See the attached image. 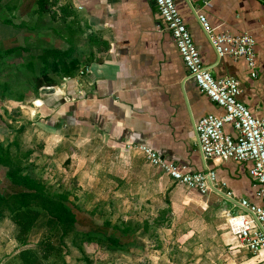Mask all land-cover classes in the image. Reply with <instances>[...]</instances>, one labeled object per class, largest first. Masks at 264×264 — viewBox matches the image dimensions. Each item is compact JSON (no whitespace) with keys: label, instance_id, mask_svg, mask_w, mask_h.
<instances>
[{"label":"crops","instance_id":"0c3cea01","mask_svg":"<svg viewBox=\"0 0 264 264\" xmlns=\"http://www.w3.org/2000/svg\"><path fill=\"white\" fill-rule=\"evenodd\" d=\"M63 1L70 4L63 5L60 11L63 23L68 28L72 26L69 40L91 42L83 56H79L83 61L81 68L72 69L71 73L62 69L61 75H57L66 78V82L55 86L57 95L62 94L60 97L64 101L59 105L52 103V107L46 104L50 109L48 115L56 112L53 118H59L56 123L60 125L52 128L76 130L84 138L97 134L109 146L118 149L127 143L147 145L167 161L185 164L191 172L215 170L218 180L226 182L232 190L231 199L214 192L203 195L191 190L153 166L174 207L180 209L194 203L200 205L199 212L213 209L225 221V226L221 227L227 232L222 231V237L230 235L229 217L246 211L239 200L246 198L254 204H261L250 174L252 163L204 158L195 124L207 114L222 116L225 111L188 78V69L172 35L165 30L154 1ZM7 2L0 0V47L5 50L4 56L12 51L6 48L7 45H16V41L19 42L16 39L24 29L17 27L15 20L12 23L4 20L2 13L6 8L10 10ZM35 2L17 0L12 7L14 10H10L13 13H8L15 15L21 9L20 16L29 20L30 28H26L30 31L38 30V20L43 17L47 29H53L50 21L55 18L52 8L39 9ZM175 2L203 62L218 78L233 76L238 79L242 88L239 99L256 116L264 117V0ZM65 6L68 9L63 8ZM198 12L205 14L216 33L252 34L256 39L255 69L244 58L228 55L219 58L199 21ZM75 17L77 22L73 26L71 23ZM17 47H21V43ZM253 71L256 76H252ZM46 96L44 99L51 95ZM225 131L235 134L230 124L225 125ZM128 151L131 156L140 155V159L146 160L140 150ZM236 241L230 245L231 256L237 260L230 259L228 252L225 254L229 264H264V251L254 256Z\"/></svg>","mask_w":264,"mask_h":264},{"label":"rangeland","instance_id":"374dc122","mask_svg":"<svg viewBox=\"0 0 264 264\" xmlns=\"http://www.w3.org/2000/svg\"><path fill=\"white\" fill-rule=\"evenodd\" d=\"M59 1L49 0L43 7L40 0L35 2L39 9L52 8L53 29H47L43 17L38 20V30L30 31L29 20L20 16L21 9L11 14L17 0H8L7 6L12 11L6 8L2 13L4 20L9 23L15 20L25 34L16 39L19 40L16 45L21 43V47L14 43L7 45L12 53L4 56L5 50L0 47V141L8 145L18 140L23 151L33 150L30 156L33 169L51 186V192L68 191L71 202L82 208L75 227L62 242L61 226L44 211L29 236L27 247H36L43 235L50 234L55 243L62 245L63 256V259H52L51 264H64L63 260L65 264H229L228 257L225 258L227 252L236 261L231 256L230 245V242L237 243L235 235H221L222 231L227 232L221 227L225 226L224 219L213 209L199 212L200 205L194 203L180 209L174 207L155 166L146 157L152 166L140 159V155L131 156L128 151L137 148L125 144L118 149L97 134L84 138L76 130L52 128L59 118H53L56 112L48 115L50 109L44 97L51 95L48 99L59 105L64 101L62 94L46 93L43 88L47 86L37 90L35 78L41 76L42 66L48 60L68 63L74 60L78 62L70 65L81 68L82 54L91 42L74 40L71 43L72 26L68 28L60 18L61 7L67 2ZM76 22L75 17L71 24L75 26ZM72 45H75L73 49ZM69 48L67 55L55 54ZM48 73L56 78L59 84L56 87L66 82L52 68ZM4 172L5 168L0 167V190L6 192L9 181ZM107 218L113 225L132 222L135 229L126 234H117L114 230L121 237L118 240L113 233L117 242L112 245L98 243V236L113 231L103 224ZM18 230L9 216L0 219V264H19L16 254L26 246L17 240Z\"/></svg>","mask_w":264,"mask_h":264},{"label":"built area","instance_id":"2783aa9c","mask_svg":"<svg viewBox=\"0 0 264 264\" xmlns=\"http://www.w3.org/2000/svg\"><path fill=\"white\" fill-rule=\"evenodd\" d=\"M162 19L165 30L173 37L178 51L188 69V78L194 79L202 93L222 107L224 115L207 114L195 124L199 145L204 158H219L252 163L250 174L261 204H254L246 198L239 204L245 213L233 214L228 224L239 244L254 256L264 251V117L256 116L239 96L241 84L233 76L216 77L203 62L190 29L185 23L175 0H153ZM219 58L231 56L244 58L252 69L256 64V39L250 33L233 35L216 33L203 13H197ZM256 76V72H252ZM230 124L235 134L225 131ZM140 150L155 167L162 169L174 180L203 195L211 192L232 198L233 192L226 182L218 180L215 170L191 172L185 164L167 161L155 149L142 144H126Z\"/></svg>","mask_w":264,"mask_h":264},{"label":"trees","instance_id":"16d2710c","mask_svg":"<svg viewBox=\"0 0 264 264\" xmlns=\"http://www.w3.org/2000/svg\"><path fill=\"white\" fill-rule=\"evenodd\" d=\"M40 2L42 7L44 3H50L49 0H40ZM67 5L70 4L68 3ZM63 8L68 9L67 6ZM70 41L74 44V40ZM74 47L75 45H72L71 49ZM55 54L59 57L64 54L67 55V52L57 51ZM75 62L78 61L73 60L70 63L74 64ZM70 63L55 59L52 61L48 60L42 66L44 71H42L41 76L38 75L35 78L36 89L39 90L44 86L57 85L56 78L49 74L48 71L50 72L52 68L54 73L60 74V70L64 69L66 72L71 73V70L75 68ZM45 102L48 103H46L47 105L53 106L48 98H45ZM59 125L57 124L54 127H58ZM32 153L33 150L31 149L23 151L18 140L8 145L0 141V167L5 168L4 173L6 179L9 181L8 191L3 192L0 190V219L4 216H9V219L19 229L16 238L21 245L26 246L16 254L19 264H51L50 261L54 258L63 259L61 253L62 245L55 243L52 236L47 234L43 235L35 244L36 247H27L31 232L40 217L44 215V211H47L50 217L52 216L63 230L60 239V242H62L63 237L68 231L75 227L82 208L75 201L71 202L68 197V191L51 192V186L42 179L41 175L36 174L33 169L35 167H33V162L30 160ZM103 224L113 228L112 233L110 232L111 234H101L98 236L100 237L98 243L106 242L107 245L117 242L116 237L119 240L121 236L116 235V232L117 234H126L130 230L135 229L131 225L132 222H122L121 225H113L109 218L104 220ZM113 233H115L116 237ZM63 262L65 264L64 260Z\"/></svg>","mask_w":264,"mask_h":264},{"label":"water","instance_id":"95a60500","mask_svg":"<svg viewBox=\"0 0 264 264\" xmlns=\"http://www.w3.org/2000/svg\"><path fill=\"white\" fill-rule=\"evenodd\" d=\"M192 81H194V79H192ZM43 91H45L46 93L49 92V93H52V94H57L58 93L55 86L44 87Z\"/></svg>","mask_w":264,"mask_h":264}]
</instances>
